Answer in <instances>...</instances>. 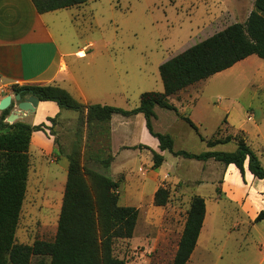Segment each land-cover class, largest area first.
<instances>
[{"label":"rangeland","instance_id":"374dc122","mask_svg":"<svg viewBox=\"0 0 264 264\" xmlns=\"http://www.w3.org/2000/svg\"><path fill=\"white\" fill-rule=\"evenodd\" d=\"M254 2L88 0L72 11L73 18L66 11L58 14L70 20L58 19L55 34L73 50L92 43L86 47L87 59H69L88 103L133 110L142 93L164 91L162 63L232 24L245 23L255 10ZM72 96L80 99L74 91ZM169 103L175 110L155 107L153 129L169 135L175 151L233 152L235 143L209 148L207 141L242 134L264 167V59L250 56L171 96ZM61 111L55 123L50 121L52 127L32 141L17 244L55 241L68 157L79 147L84 166L119 183V206L139 210L132 237L113 243V254L126 264H173L196 195L204 198L207 213L200 243L187 264H264V220L255 221L264 207L243 190L223 185L224 164L161 151L143 114H113L109 122L80 128V112ZM53 127L58 132L55 140ZM41 145L55 151L47 153ZM152 151L164 157L158 168ZM161 188L169 191V200L156 206L154 197ZM39 260L33 258L32 264Z\"/></svg>","mask_w":264,"mask_h":264},{"label":"trees","instance_id":"16d2710c","mask_svg":"<svg viewBox=\"0 0 264 264\" xmlns=\"http://www.w3.org/2000/svg\"><path fill=\"white\" fill-rule=\"evenodd\" d=\"M88 0H32L41 14L60 9L79 7ZM255 10L245 23H235L204 41L186 49L159 66L163 92H144L140 104L133 110L85 104L68 91L55 85L14 86L15 93L34 95L40 101H53L60 108L80 112V128L93 122H109L113 114L133 116L143 114L152 136L159 140L161 151L176 157L197 161L214 160L226 167L235 165L245 179V166L258 180L264 181V167L257 154L250 148L244 135H227L207 141L209 148L235 143L233 152L207 151L195 154L175 151L169 135L153 129L155 107L175 110L169 98L188 87L215 74L232 68L250 56L264 59V0H255ZM10 108L3 111L0 119V264H126L113 254L116 238H131L139 216L135 207L118 204L119 183L99 174L82 164L79 147L69 155L68 178L65 186L62 210L54 242L35 241L31 245L16 243V230L27 194L31 167L29 153L33 132L44 131L46 124L30 125L25 122H5ZM55 123V119L49 118ZM197 131L196 125L186 119ZM153 153L154 168L164 162V157ZM169 191L159 189L154 197L156 206H165ZM206 216V203L201 196L191 200L187 220L178 244L173 264H187L193 254ZM264 220V210L255 221ZM50 258L47 262L44 259Z\"/></svg>","mask_w":264,"mask_h":264},{"label":"crops","instance_id":"0c3cea01","mask_svg":"<svg viewBox=\"0 0 264 264\" xmlns=\"http://www.w3.org/2000/svg\"><path fill=\"white\" fill-rule=\"evenodd\" d=\"M85 5L41 14L37 11L32 0H0V101L8 95L14 96L16 94L13 91L14 86L55 85L65 89L71 95H73V91L76 92L80 96V99L77 100L90 104L87 102V95L77 79L69 59L74 58L75 61L73 60V62L75 63L87 59L86 47L92 45V43L73 50L69 48L62 36L58 37L55 34V29L58 28L56 25L58 19L70 20L66 14L58 16L59 13L66 11L70 18H73L76 12L72 11ZM73 8L74 10H72ZM29 96L32 95H25V97ZM10 110L12 111V107ZM61 113V108L56 102L39 100L35 112L24 118L22 122L33 126L44 123L51 128L49 118L58 120ZM2 114L3 111H0V119ZM53 128L56 134L51 137L55 140L58 132L56 127ZM43 134L42 131L32 133L29 151L34 136ZM52 143L55 145V141ZM41 148L45 149L47 153L50 152V154L55 151L49 145H41ZM68 168L69 163L65 169V179L62 182L63 192H65L67 183ZM226 168L223 185L227 184L229 189L236 187L243 190V193L247 194L253 202L257 201L256 203H260L259 205L264 207L263 180L260 181L254 178L248 170L247 164L245 166V179H243L235 165L232 164ZM261 195H263V199H260ZM205 220L195 250L203 235Z\"/></svg>","mask_w":264,"mask_h":264},{"label":"water","instance_id":"95a60500","mask_svg":"<svg viewBox=\"0 0 264 264\" xmlns=\"http://www.w3.org/2000/svg\"><path fill=\"white\" fill-rule=\"evenodd\" d=\"M38 102L39 99L34 95L25 97L21 93H16L14 96L8 95L0 101V111L12 107L6 122L11 124L22 122L24 118L35 112Z\"/></svg>","mask_w":264,"mask_h":264}]
</instances>
